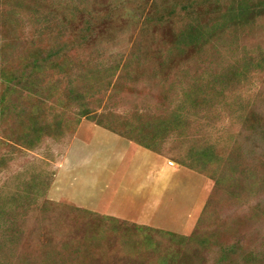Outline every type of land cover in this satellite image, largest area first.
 I'll use <instances>...</instances> for the list:
<instances>
[{
	"label": "rangeland",
	"instance_id": "obj_1",
	"mask_svg": "<svg viewBox=\"0 0 264 264\" xmlns=\"http://www.w3.org/2000/svg\"><path fill=\"white\" fill-rule=\"evenodd\" d=\"M25 1L67 35L61 49L49 40L56 27L47 38L27 23L13 33L11 51L32 46L64 60L36 81L44 96L56 87L45 103L5 93L0 80V264H264V0ZM6 43L0 29V50ZM4 56L3 70L22 69L18 55ZM82 124L149 148L135 157L129 147L106 167L114 200L104 211L122 220L67 200L87 181L64 160ZM234 180L245 190L236 198ZM152 189L161 201L137 224Z\"/></svg>",
	"mask_w": 264,
	"mask_h": 264
},
{
	"label": "trees",
	"instance_id": "obj_2",
	"mask_svg": "<svg viewBox=\"0 0 264 264\" xmlns=\"http://www.w3.org/2000/svg\"><path fill=\"white\" fill-rule=\"evenodd\" d=\"M25 0H0V29L3 30V40L6 41L7 43L4 44L2 47L3 49L0 50L1 54H4L6 56V62H11L12 61V57L11 56H17V59H19L20 61L23 62V66L22 69L19 70V72L15 73H9L6 72L5 70H3L4 66H0V80H3L4 82H6V84L8 85L7 87V92L12 93L14 95L19 94L21 91H24L25 93H29V94H34L39 98L38 102H46L49 99L53 98V96L57 95V90L56 87L52 86L50 88H48V90H46L47 94L46 96H44L41 91L39 93H36V81L39 78H46V76L48 74L44 73V66L45 65H52L55 66L57 63H60L61 60L63 59V56H59L57 55L59 52H48L46 50L42 51L39 48H34V47H29L28 49H23L24 51L21 52L20 54H18V51L13 52V50L11 51V49L16 45L17 43V37L13 34L16 29L20 26V23H27V27H29V29L31 30H35V32L38 33L37 36H42V37H46L49 35L51 28L53 29L56 26L53 25H48L49 20H51L52 18V12H49L46 15H43V10L39 9V5L37 6H27L25 7ZM38 4V3H37ZM240 9V8H239ZM235 11V10H233ZM240 13L241 10H238ZM228 13H231V10L228 11ZM27 15V18H26ZM25 17V18H24ZM22 19V20H20ZM24 19H27V21H23ZM243 18L240 16L235 17L233 21V23L235 25H237L239 22H242ZM36 22H39L36 26H33L36 24ZM88 22V21H87ZM42 23V27L38 28V26ZM46 25V26H45ZM92 32V24H90L88 22L87 24V28H86V33L87 37L84 36L83 38H81L80 40L83 42L84 46L88 45L89 42V38ZM67 35V28L65 27V25L62 26V24L59 25V27H56L55 29V33L51 34V36L49 37V40L51 41V43L53 44L54 48H56V46H59L61 49L63 48V41L66 38ZM190 36H188L189 38ZM198 38L195 37H191L190 39H193L194 41H196ZM198 41V40H197ZM65 45V44H64ZM18 49H21L20 46H18ZM57 50V49H55ZM54 51V50H53ZM44 52H46L44 54ZM4 56V57H5ZM57 62V63H56ZM52 68V67H50ZM23 73L26 74V78L24 79V81L22 82L21 79H23L25 77V75L23 76ZM248 73V72H246ZM241 75V74H239ZM245 74H243L244 76ZM246 78V77H245ZM105 76H103L101 83V86L104 87V83L105 85H107V80L105 82ZM39 89V88H38ZM76 94V93H75ZM5 109V108H4ZM4 109H0V119H2L3 117H5L6 113L5 111H8V109L6 108L5 111H3ZM15 109V107H12V110ZM15 113L17 112V109L14 111ZM20 120V119H19ZM18 119H14L13 121H11V123L17 127ZM15 123V124H14ZM18 128V127H17ZM145 149L149 150L148 147H144ZM237 175L236 173H234L233 176ZM231 176V177H233ZM263 183H264V179H263ZM218 184H220V182L218 181ZM233 188L230 191V194H236L234 195L232 198H236L237 195L245 190H243V183L242 180H234L232 185ZM238 192V193H236ZM261 212H264V204H263V208H260ZM253 261L249 262V264H252ZM158 264H164V260H159ZM244 264H248V263H244ZM254 264V263H253Z\"/></svg>",
	"mask_w": 264,
	"mask_h": 264
},
{
	"label": "crops",
	"instance_id": "obj_3",
	"mask_svg": "<svg viewBox=\"0 0 264 264\" xmlns=\"http://www.w3.org/2000/svg\"><path fill=\"white\" fill-rule=\"evenodd\" d=\"M110 134L107 130H104L98 126L89 125V124H82L78 126V128L75 131V135L72 138L71 141V147H66L65 151V159L67 169H70V174H74L75 176L77 174L86 176L87 181L83 177H79L80 180L86 181L85 185H82L80 182L81 190L77 188H73L72 193L67 192V200L70 202H73L70 200L72 198L73 200H76L79 198L80 206L78 205L77 208L89 211L91 213H103L104 216H110V211L105 210L106 207L112 205V200H114V196H111V193L105 194V190L107 186H105V182L107 180L111 181V177L114 176V172L111 169H106L107 166H110L112 164V160H125L126 156L122 155L123 152H128L132 149V152L135 153L134 156H140L141 154H145V148L127 140V144L122 142L124 139L120 138L118 136L113 135L114 138H108L107 134ZM92 138H94L97 142L93 145ZM123 139V140H122ZM126 140V139H125ZM107 141V148L104 150L103 146H105ZM123 143V144H122ZM96 145V146H95ZM99 145L100 147H98ZM135 147V148H129V147ZM106 147V146H105ZM120 149V152H117V149ZM126 151H124V150ZM134 149V150H133ZM149 151V150H148ZM156 155V154H155ZM158 159L156 160H165L166 164L167 159L160 155H156ZM144 158L147 156L144 155ZM165 169V163L161 164L156 172V179L158 178L159 181L162 180V182L159 184L160 186H163L164 189L167 185V174L164 171ZM80 171H83V173H80ZM105 173L108 174V177L106 178ZM70 177V176H69ZM74 179V177H73ZM75 180V179H74ZM158 181V183H159ZM166 181V182H165ZM157 183V184H158ZM159 185H156V188H161ZM96 186L98 188L97 195L94 198H91L89 194H84L86 189L92 190V187ZM80 188V187H79ZM75 190V191H74ZM79 190L80 193L77 191ZM161 192V190H160ZM78 196V197H77ZM70 197V198H69ZM161 197V196H160ZM153 196V189L148 194H142L143 205L142 208L139 210L137 217L135 218V223L140 224V222H146L144 221L146 219V214L148 209L150 208L151 204L150 202L156 201V207L158 206L159 202L161 201V198ZM111 202V204L109 202ZM92 206V208H89V206ZM112 212V211H111ZM154 213L157 212V209L153 211ZM109 213V214H107ZM111 219H118L122 220L114 213L110 216ZM126 218V217H125Z\"/></svg>",
	"mask_w": 264,
	"mask_h": 264
}]
</instances>
